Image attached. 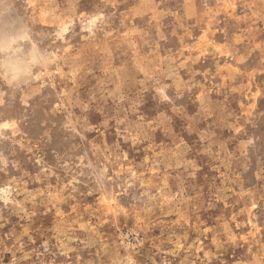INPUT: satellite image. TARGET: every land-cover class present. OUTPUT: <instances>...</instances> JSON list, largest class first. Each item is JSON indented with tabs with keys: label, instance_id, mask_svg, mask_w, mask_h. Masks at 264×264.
Segmentation results:
<instances>
[{
	"label": "rangeland",
	"instance_id": "374dc122",
	"mask_svg": "<svg viewBox=\"0 0 264 264\" xmlns=\"http://www.w3.org/2000/svg\"><path fill=\"white\" fill-rule=\"evenodd\" d=\"M0 264H264V0H0Z\"/></svg>",
	"mask_w": 264,
	"mask_h": 264
}]
</instances>
